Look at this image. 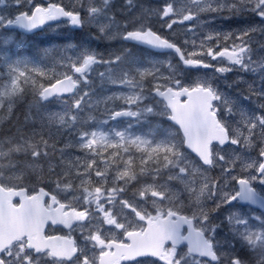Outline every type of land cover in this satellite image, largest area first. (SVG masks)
<instances>
[{
  "label": "snow or ice",
  "instance_id": "1",
  "mask_svg": "<svg viewBox=\"0 0 264 264\" xmlns=\"http://www.w3.org/2000/svg\"><path fill=\"white\" fill-rule=\"evenodd\" d=\"M0 111V264H264V0H0Z\"/></svg>",
  "mask_w": 264,
  "mask_h": 264
},
{
  "label": "rangeland",
  "instance_id": "2",
  "mask_svg": "<svg viewBox=\"0 0 264 264\" xmlns=\"http://www.w3.org/2000/svg\"><path fill=\"white\" fill-rule=\"evenodd\" d=\"M45 1V0H44ZM147 1H149V2H153V0H147ZM111 43V42H110ZM1 112V111H0ZM2 114L0 113V125H2V126H4V123H3V121H2ZM6 121H7V119H6ZM3 123V124H2Z\"/></svg>",
  "mask_w": 264,
  "mask_h": 264
},
{
  "label": "bare ground",
  "instance_id": "3",
  "mask_svg": "<svg viewBox=\"0 0 264 264\" xmlns=\"http://www.w3.org/2000/svg\"><path fill=\"white\" fill-rule=\"evenodd\" d=\"M113 44H114L115 46H118V45H116V42H114V41H113ZM101 45H102V44H101ZM103 46H104V45H103ZM103 46L101 47V49L103 48Z\"/></svg>",
  "mask_w": 264,
  "mask_h": 264
},
{
  "label": "flooded vegetation",
  "instance_id": "4",
  "mask_svg": "<svg viewBox=\"0 0 264 264\" xmlns=\"http://www.w3.org/2000/svg\"><path fill=\"white\" fill-rule=\"evenodd\" d=\"M101 47H102V45H101Z\"/></svg>",
  "mask_w": 264,
  "mask_h": 264
}]
</instances>
